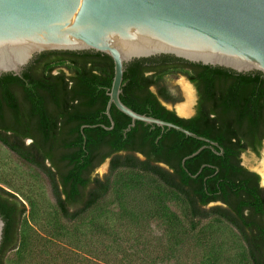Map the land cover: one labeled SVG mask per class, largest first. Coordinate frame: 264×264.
<instances>
[{
    "label": "trees",
    "instance_id": "16d2710c",
    "mask_svg": "<svg viewBox=\"0 0 264 264\" xmlns=\"http://www.w3.org/2000/svg\"><path fill=\"white\" fill-rule=\"evenodd\" d=\"M52 53L62 56L41 63L38 55L20 76H0V144L46 175L61 219L73 226L90 224L94 214L112 210L117 203L122 177L139 175L159 190L153 215L168 238L162 249L164 261L175 257L183 242L214 221L236 231L247 264H264V189L259 187V177L239 164L240 154L257 153L264 139L261 73H237L163 55L125 66L120 95L125 106L178 125L223 150L217 155L204 148L182 165L183 158L207 144L142 122L126 131L131 120L113 105V128H103L111 125L105 114L113 78L108 56L92 51ZM64 59L69 79L63 73L52 74L56 63ZM151 60L153 66H146ZM173 70H184L198 93L196 113L189 119L165 109L149 89L158 87L163 75ZM166 90L163 85L158 91L162 100L175 103L177 98ZM135 152L145 156V162L134 158ZM107 159L109 174L103 179L92 176ZM151 162H162L168 169ZM24 213L18 198L0 187L4 222L0 264L17 247Z\"/></svg>",
    "mask_w": 264,
    "mask_h": 264
},
{
    "label": "water",
    "instance_id": "95a60500",
    "mask_svg": "<svg viewBox=\"0 0 264 264\" xmlns=\"http://www.w3.org/2000/svg\"><path fill=\"white\" fill-rule=\"evenodd\" d=\"M85 51L106 55L113 62L105 109L111 125L103 126L105 130L114 125L113 105L131 120L126 131L142 122L207 144L183 158L182 165L204 148L222 155L217 143L125 106L120 100L125 66L163 55L264 76V0H0V76H20L44 52ZM186 82L195 95L193 85ZM161 103L174 109L173 104ZM173 111L179 118L193 116ZM3 227L0 216V244Z\"/></svg>",
    "mask_w": 264,
    "mask_h": 264
},
{
    "label": "rangeland",
    "instance_id": "374dc122",
    "mask_svg": "<svg viewBox=\"0 0 264 264\" xmlns=\"http://www.w3.org/2000/svg\"><path fill=\"white\" fill-rule=\"evenodd\" d=\"M184 73L173 70L162 77V84L177 98L173 104L176 111L178 105L186 103L180 85L183 82L189 87ZM192 95L190 114L196 99L193 91ZM263 148L264 142L257 153L242 154L241 165L257 171ZM108 174L107 159L92 176L103 179ZM257 174L264 189L262 176ZM120 183L112 210L94 214L90 224L73 226L57 214L46 175L0 144V187L25 207L17 247L7 253L4 264H247L245 247L236 231L214 221H208L193 239L183 242L175 257L164 261L162 249L168 238L153 215L159 190L139 175L123 176Z\"/></svg>",
    "mask_w": 264,
    "mask_h": 264
},
{
    "label": "flooded vegetation",
    "instance_id": "af4514ba",
    "mask_svg": "<svg viewBox=\"0 0 264 264\" xmlns=\"http://www.w3.org/2000/svg\"><path fill=\"white\" fill-rule=\"evenodd\" d=\"M43 54V55H42ZM39 55V56H38ZM38 55H36V56H38V59L41 61V63H44L46 60H50V59H52V58H54V57H57V56H62V55H60V54H51V52H44V53H41V54H38ZM35 56V57H36ZM152 58V57H151ZM67 59H64V60H60V61H58L57 63H56V65H55V68H54V70L52 71V74L53 75H57V74H59V73H63L64 74V76H65V78L66 79H69V77L71 76V72L68 70V67H66V66H61L62 65V63L63 64H68V61H66ZM146 66H153L152 65V60L151 61H149V62H147L146 64H145ZM150 74H152V72H148V73H146V75H150ZM192 84V83H191ZM164 84H162V83H160L159 84V86L158 87H156V86H151L149 89H150V92L151 93H153L154 95H156L157 96V98H158V101H159V103L161 104V106H163L162 105V103H161V101H163L162 100V97L158 94V91H159V89H162V86H163ZM193 85V84H192ZM154 89V92H152L151 91V89ZM193 88L195 89V95H196V99H195V102H194V107H193V116L195 115V113H196V105H197V100H198V93H197V90H196V88H195V86L193 85ZM167 89V88H166ZM166 92L167 93H169L170 94V92L168 91V90H166ZM163 102H165V101H163ZM165 103H168V104H174V103H169V102H165ZM164 108H165V106H163ZM166 109V108H165ZM169 111H173V110H169ZM174 112V111H173ZM175 113V112H174ZM175 115H176V113H175ZM177 116V115H176ZM192 116V117H193ZM178 117V116H177ZM191 118V117H190ZM187 119H189V118H187ZM263 142H264V139H262V144H261V146L263 145ZM261 148V147H260ZM259 148V149H260ZM246 152H252V151H250V150H245L244 152H242L241 154H240V156H239V159L241 158V155L242 154H244V153H246ZM252 153H254V152H252ZM119 154H122V155H124L125 153L124 152H121V153H119ZM132 156L134 157V158H136L139 162H145V160H146V158H145V156H143L142 154H140V153H132ZM109 160V159H108ZM150 164H153V165H155V166H158V167H160V168H163V169H168V167L164 164V163H162V162H151ZM239 164H241V159H240V163ZM242 166V165H241ZM243 167V166H242ZM244 168V167H243ZM244 169H246V168H244ZM248 172H251V173H254V174H256L257 176H258V174L257 173H255V172H253V171H250V170H248V169H246ZM258 172V171H257ZM259 173V172H258ZM260 174V173H259ZM259 177V176H258ZM259 187H261L260 186V182H259ZM262 188V187H261ZM212 204H215V203H212Z\"/></svg>",
    "mask_w": 264,
    "mask_h": 264
},
{
    "label": "bare ground",
    "instance_id": "6f19581e",
    "mask_svg": "<svg viewBox=\"0 0 264 264\" xmlns=\"http://www.w3.org/2000/svg\"><path fill=\"white\" fill-rule=\"evenodd\" d=\"M180 85L182 86L183 94L186 98V103L178 105L176 109L180 115H186L190 112L193 95L191 89L185 83L182 82L180 83ZM262 158L263 161L261 162V164H259L256 170L261 174L264 183V148L262 150Z\"/></svg>",
    "mask_w": 264,
    "mask_h": 264
}]
</instances>
